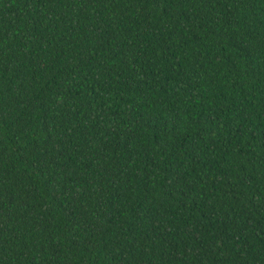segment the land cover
Returning a JSON list of instances; mask_svg holds the SVG:
<instances>
[{
	"label": "trees",
	"instance_id": "1",
	"mask_svg": "<svg viewBox=\"0 0 264 264\" xmlns=\"http://www.w3.org/2000/svg\"><path fill=\"white\" fill-rule=\"evenodd\" d=\"M0 264H264V0H0Z\"/></svg>",
	"mask_w": 264,
	"mask_h": 264
}]
</instances>
